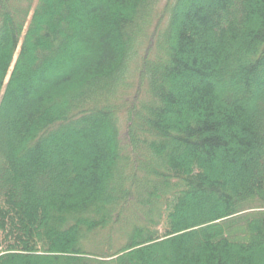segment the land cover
<instances>
[{
  "label": "trees",
  "instance_id": "trees-1",
  "mask_svg": "<svg viewBox=\"0 0 264 264\" xmlns=\"http://www.w3.org/2000/svg\"><path fill=\"white\" fill-rule=\"evenodd\" d=\"M159 1L0 0V264H264V0Z\"/></svg>",
  "mask_w": 264,
  "mask_h": 264
},
{
  "label": "rangeland",
  "instance_id": "rangeland-1",
  "mask_svg": "<svg viewBox=\"0 0 264 264\" xmlns=\"http://www.w3.org/2000/svg\"><path fill=\"white\" fill-rule=\"evenodd\" d=\"M167 1L168 0H160L159 1V5L160 6H164L166 3H167ZM135 71H136V65H133L132 67H131V71H130V78L132 77V76H134V74H135ZM131 80V79H130ZM123 135V134H122ZM124 138V137H123Z\"/></svg>",
  "mask_w": 264,
  "mask_h": 264
}]
</instances>
